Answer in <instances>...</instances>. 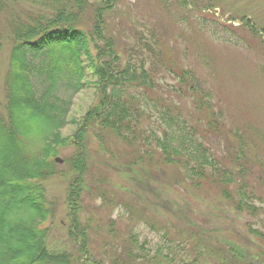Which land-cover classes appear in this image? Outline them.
<instances>
[{"label":"trees","instance_id":"16d2710c","mask_svg":"<svg viewBox=\"0 0 264 264\" xmlns=\"http://www.w3.org/2000/svg\"><path fill=\"white\" fill-rule=\"evenodd\" d=\"M25 1L0 0V13L9 15L11 33L3 77L5 103L0 110V152L5 151L0 158V264H238L244 254L250 257L249 264H264L262 231L249 228L245 245L225 242L201 225L159 216L154 203L142 199L143 203L135 199L124 205L128 222H145L161 234L164 244L145 251L137 235L110 229V237L101 241L108 247L106 252L90 247L91 220L84 219L80 209L83 192L88 190L86 142L90 138L104 150L107 161L122 167L137 185L143 178L162 180L176 172V185L186 193L196 191L227 203L239 216L250 217L264 216V207L248 202L254 193L247 191L246 180L236 183V174H240L238 166L244 167L241 158L249 162L258 155L264 158V143L256 147L246 139L253 151L248 145L247 149L239 146L241 156L234 154L233 144H246L245 139L238 131L227 130L222 109L197 72L182 66L166 27L160 33L151 30L145 40L135 32V42L129 45L116 38L107 19L117 0H32L40 11L19 8ZM160 1L167 6L169 0ZM172 1L184 8L208 10L203 19L219 21L215 17L218 0ZM244 18L243 14L240 20ZM198 22L202 26L203 21ZM239 27L257 35L264 49L260 34L264 35V28L255 29L249 21ZM1 38L0 56L6 50V38ZM261 70L264 73V66ZM166 74L177 83L161 81ZM91 83L97 103L79 119L67 120L71 95ZM149 104L168 120V129L161 124L144 126ZM69 122L76 128L72 135L63 136L61 128ZM229 134L228 154L220 157L214 140ZM259 139H264V128ZM68 145L75 151L63 159L67 168L59 172L54 158ZM57 174L67 183V235L74 244L68 251L50 247L49 229L43 226L53 215L44 182ZM172 186L163 188L178 190ZM97 190L102 204L116 200L119 204L122 198H117L115 188ZM168 207L181 216V208Z\"/></svg>","mask_w":264,"mask_h":264},{"label":"rangeland","instance_id":"374dc122","mask_svg":"<svg viewBox=\"0 0 264 264\" xmlns=\"http://www.w3.org/2000/svg\"><path fill=\"white\" fill-rule=\"evenodd\" d=\"M31 1L20 3L19 8L40 11V6ZM217 3L215 17L219 21L209 17L206 20L203 19L208 10L201 12L196 6L184 8L172 0L168 1L167 6L163 5L160 0H117L114 13L108 15L107 19L111 22L110 29L116 38L127 41L129 45L135 42L133 35L135 32H139L143 39H149L151 30L155 29L160 33L164 30L163 28H167L169 43L177 49L182 66L197 72L206 88L211 91L212 100L222 109L225 127L230 134L238 131L245 139L246 144L245 142L236 143L232 147L234 154L240 157L239 146L245 149L248 145L247 148L253 151V145H249L246 139L255 142L256 147H258L257 144L259 145L258 142L264 143V139H259L261 130L264 128V73L261 70L264 66V49L257 35L248 28L239 27L249 21L255 29L264 28V0H218ZM243 14L245 18L241 21L240 17ZM198 19L203 21L202 26ZM9 20L7 13H0V39L1 37L6 38V50L0 56V110L3 109L5 103L3 77L8 61L9 36H11ZM84 26L87 25L84 24ZM260 34L263 38V33L260 32ZM161 77L163 78L161 81L166 84L177 83L168 74ZM63 95L66 94L63 93ZM137 96L141 98V95L137 94ZM97 100L98 95L93 84L84 85L79 92L71 95L67 120L79 119L97 103ZM146 110L149 118L144 119V126L146 124L151 129L161 124V127L169 128L166 123L168 120L163 118L162 114L158 113L151 104ZM184 113L187 111L185 110ZM75 128L76 125L69 122L61 128V134L63 136L72 135ZM173 128L177 129L176 126ZM174 129L171 134L175 132ZM230 134L229 137L225 138L223 135L214 140L216 154L220 157L228 154L226 143L229 139L230 142L232 140ZM86 147L89 171L88 190L83 192L80 209L84 219L91 220L92 230H89V242L90 247L96 252L107 251L108 247L101 246V241L110 237V229H120L123 233L137 235L145 251L153 252L164 244L165 239L161 234L152 231L145 222H128L129 211L124 205L130 204L129 200L135 199L139 203L144 201L150 205L154 203L159 210L156 213L161 217L170 215L175 221H180L184 225L190 223L195 227L196 224L201 225L214 237L225 242L245 245L247 234H250L249 228L264 233L263 215L250 217L243 214L239 216L225 202L219 203L216 199L211 200L196 191L191 193L192 190L186 193L181 185H176V172L169 173L162 180L156 177L143 178L140 181L142 185H137V182L132 180L122 167H116L107 161L108 157L98 146L94 137L86 142ZM73 151H75L74 146L68 145L66 148H60L57 157L65 159ZM4 153L5 151L0 152V158ZM258 156L254 162L241 158L244 167L238 166L242 176L236 174V183L240 184L242 180H246L247 191L252 190L254 193L250 194L248 202L257 207H264V158L262 155ZM66 168L64 161L58 163L59 172ZM44 183L46 197L53 209V215L43 223V226L49 229L46 242L52 248L73 250L74 244L68 240L67 235L69 226L65 206L67 183L59 174L47 179ZM170 184L173 185L174 190L175 188L178 190L171 192L163 188ZM98 187L102 189V192L115 188L118 192L117 198L122 196L119 204L117 200L109 205L102 204V199L98 196L101 193L98 192ZM168 197L172 199L169 200L172 203L165 201ZM141 199L144 201L142 202ZM172 205L175 209L183 210L180 213L181 216L170 212L168 206ZM148 212L152 213L153 210L150 209ZM242 256L243 259L238 264H249L250 257L248 258L245 254Z\"/></svg>","mask_w":264,"mask_h":264},{"label":"water","instance_id":"95a60500","mask_svg":"<svg viewBox=\"0 0 264 264\" xmlns=\"http://www.w3.org/2000/svg\"><path fill=\"white\" fill-rule=\"evenodd\" d=\"M55 161L58 162V163H62V162H63V159L60 158V157H56V158H55Z\"/></svg>","mask_w":264,"mask_h":264}]
</instances>
